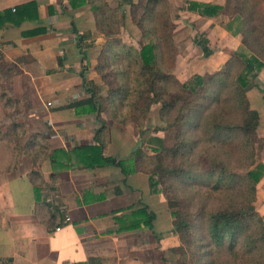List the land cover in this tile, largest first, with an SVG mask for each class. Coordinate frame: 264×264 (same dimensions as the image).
Listing matches in <instances>:
<instances>
[{
  "label": "trees",
  "instance_id": "trees-1",
  "mask_svg": "<svg viewBox=\"0 0 264 264\" xmlns=\"http://www.w3.org/2000/svg\"><path fill=\"white\" fill-rule=\"evenodd\" d=\"M186 2L187 5L179 9L213 18L227 15L225 29L234 36L240 35L241 44L232 51L223 69L211 75L195 74L182 82L172 72L177 51L173 38L176 23L171 18L168 0H117L116 5L109 0H70L72 7L91 5L98 31L111 37L106 48L111 42L118 40L116 37L121 30V20L126 16L127 4L147 39L140 41L141 48L134 54L138 64L135 88L131 89L126 82L120 81L119 71L110 69V57L105 48L94 68L108 85V93L102 95L99 85L84 77L83 86L88 96L64 106L81 108L86 113H97L100 126L96 130L95 143L69 148L50 144L47 145L48 151L44 159L50 161L53 180L64 170L104 166L118 167L124 175V183L127 176L135 172L146 173L151 192L164 195L174 216L172 232L178 234L181 240L180 245L170 248L181 255L176 264H205L200 255L219 254L222 250L236 258L245 257L249 264H264V216L255 208L257 185L264 178V162L258 161L256 157V143L264 141V138L258 134L260 113L252 107L248 96L249 90L258 86L252 78L264 68V0ZM6 13L15 15L11 10ZM149 22H155L154 31ZM73 25L78 32L75 22ZM44 30L36 28L27 33L38 34ZM21 61H9L0 50V100L6 98L7 102L22 104L23 100L12 94L14 77L23 72ZM235 66L237 70L232 71ZM215 87L218 89L217 93L214 92ZM209 97L218 98L228 109L225 113L212 111L203 115L199 123L202 133L210 141L222 143L229 149L237 148L242 157V171L230 167L226 160L207 152H202V159L205 160L202 171L196 172L191 168L192 163L187 153L193 139L185 126H194L205 105L204 101ZM118 101L130 106L128 114L122 119L118 117V108L113 109L112 113L109 111ZM156 105L161 106V114H170L168 127L174 128L177 136L174 143L166 145L162 137H152L148 139L152 154L144 151L142 143L127 158L106 154L111 134L109 126L99 118L100 113L110 112L109 115L124 122L129 118L142 132ZM3 135L0 136V171H11L22 163L24 155L28 153H23L15 143L10 142L8 132ZM30 160L37 165L32 157ZM38 177L42 178L40 172H31L36 197L41 200L44 183L43 180L38 183ZM198 179H213L210 187L216 192L233 187L240 192L241 198L218 209H208L205 205L192 207L191 199L180 195L177 183ZM119 191L118 188L117 192ZM49 205L52 206V202L49 201ZM155 217L156 213L143 205L131 215L119 216L117 231L141 228L142 225L154 230ZM199 221L206 223L202 235L197 232ZM155 235L158 260L167 264L169 260L166 249L162 246V236L157 233ZM209 246L214 248L208 249ZM98 261V258H90L87 263L79 264H97ZM216 262L218 260L209 264H217Z\"/></svg>",
  "mask_w": 264,
  "mask_h": 264
},
{
  "label": "crops",
  "instance_id": "crops-1",
  "mask_svg": "<svg viewBox=\"0 0 264 264\" xmlns=\"http://www.w3.org/2000/svg\"><path fill=\"white\" fill-rule=\"evenodd\" d=\"M8 10L15 15L6 13ZM94 20L89 4L72 7L70 0H0V50L9 61L22 59L23 72L14 77L12 94L30 100L35 120L40 119L36 112L44 113L52 127L48 129L51 135H45L54 147L95 143L100 126L97 113L64 107L88 96L84 77L99 84L93 57L102 37ZM36 28L45 30L27 33ZM224 34L238 38L225 28ZM239 40L220 50L229 57L240 46ZM255 82L258 86L249 94L257 90L263 98L260 107L251 105L260 113L258 134L264 138V68ZM256 151L258 161L264 162V141L257 144ZM105 152L119 156L109 149ZM44 161L34 165L23 160L11 171H0V264H79L90 258H98L97 264H163L157 262L155 233L162 236L164 248L172 246L167 241L179 239L172 232L166 198L151 192L147 174L135 172L124 183L118 167L104 166L64 170L53 180L50 161ZM32 171L42 175L38 177V183H44L41 200L36 197ZM143 205L156 213L154 230L142 225L118 232L117 218L131 215ZM256 205L264 216V178L257 186ZM135 248L153 254L142 258L134 254ZM125 256L129 263L124 262Z\"/></svg>",
  "mask_w": 264,
  "mask_h": 264
},
{
  "label": "rangeland",
  "instance_id": "rangeland-1",
  "mask_svg": "<svg viewBox=\"0 0 264 264\" xmlns=\"http://www.w3.org/2000/svg\"><path fill=\"white\" fill-rule=\"evenodd\" d=\"M109 1L114 5L117 4V0ZM186 1L187 0H168L171 18L176 23V27L173 31V38L177 51L172 72L182 82L188 80L195 74L211 75L213 72L223 69L225 63L227 62L226 60H228L230 56L228 57V53L225 54L221 51L220 46L228 45V47H232L235 46L239 39V41H241L240 35L237 36V39L229 37L228 34L223 35V29L228 21L227 15H221L213 18L202 16L191 10L179 9L182 6L187 5ZM202 1H216L218 3L225 2V0ZM126 10V16L121 20L120 33L116 37L118 40L111 42L108 48H106L105 45L111 37L103 35L96 27L98 34H100L102 38L99 39V44L95 50L93 63L94 66L98 63L101 53L106 48V53L110 57V69L114 72L119 71L120 81L126 82V85L133 89L137 85L136 76L138 73L137 59L134 54H136V51L141 48L140 41H145L147 37L135 22L134 17L131 14L129 4H127ZM93 15L95 18L94 12ZM149 24L154 31L155 22H149ZM91 66L93 69L92 63ZM236 70V66L232 68V71ZM94 71L96 72L95 68ZM258 74L259 72L252 78L254 80L253 82L258 79ZM97 75L99 78L98 85L101 88L100 90L102 95H106L109 90L108 85L102 80L100 74L97 73ZM62 88H65V86H62ZM213 89L214 92H218L216 87ZM256 91L257 90L251 92L250 94L248 92V96L250 101H252L251 103L258 108L261 106L263 98L260 97L257 93L258 91ZM46 97L47 96H45V98ZM6 100V98L0 100V136H4L3 133L8 132L10 134L9 137L11 138L10 142L15 143L16 147L20 148L22 152L25 151L28 153L25 154L22 159L25 163L27 162L28 164L30 162L31 164L30 158L32 157L37 165L41 163L43 164L48 151L47 145H50L48 140L49 137H47L51 135V133H48V131L51 132V130L48 129L52 128L50 123L44 120V113L41 111L36 112L38 113V116H40V119L36 118L35 120V115H32V111H34V109L32 110V107L30 106L31 102L27 99V97L22 99L23 102L21 105L9 101L7 102ZM204 102L205 105L201 108L197 120L195 118L196 123L194 126H185V129L188 128V134H190L193 139L191 146L188 147L189 150L187 153V157L192 163L191 168L196 172L202 171L203 165L205 164V160L202 159V152H207L210 155L226 160L230 167L242 171L243 169H240V166L242 165V157L238 149H229L222 143L221 145L216 143V141H210L207 139V135H203L202 128L199 125L203 115L212 111L225 113L228 106L225 103L221 104L218 98L209 97ZM121 103L122 101H118L112 109L109 110L112 113L113 109L118 108L117 114L120 119L124 118L130 109L129 105ZM47 104L48 107L52 106L51 102L50 104L49 102ZM160 108V105H156L153 108L150 115L151 117L146 120L142 132L141 128L135 122L129 120V118L126 122H124L123 120H119L117 117L109 115L111 114L110 112L100 113L99 118H101L110 128L111 138L106 149H109L110 153H119L120 158H127L131 155L133 149H135L139 143L143 144L144 151L147 154H152L151 147L148 145V139L152 137H162L166 145L174 143L177 136L176 130L168 127L170 114H161ZM260 142L256 143V147ZM155 143L156 141L154 140V144ZM212 180L213 179L207 181L200 179L197 181L188 180L183 183H177V187L180 195L191 199L192 207L195 208L199 205H205L208 209H218L220 206H224L241 198L240 192L235 191L236 189L233 187L228 190L218 192L214 191L210 187V181ZM238 188L240 189V187ZM255 208L257 210L256 202ZM169 212L173 219L172 221L174 222V216L172 215L170 208ZM205 228L206 223L199 221L197 232L202 235ZM174 234L179 240L172 242L167 241V243L172 245L168 248L166 246L167 244L164 245L166 246L165 248H167L166 256L169 260L167 264H176V262L179 261L178 259L181 258L180 254H176L170 250L171 247L181 244L179 235L176 233ZM139 240L140 238L137 237V241ZM213 248L214 247L209 246L208 249L212 250ZM134 254L139 257L141 255L143 256L142 258H144L152 255L153 253L140 251L135 248ZM200 256L202 258V263L205 262V264L212 263L213 260H218V262H216L217 264H249V262H246L247 259L245 257L239 256L236 258L230 256L225 250H222L219 254L206 253ZM156 258L157 257H155V259ZM129 261L130 260H128L125 256L124 262L129 263ZM157 262L162 263L159 260Z\"/></svg>",
  "mask_w": 264,
  "mask_h": 264
},
{
  "label": "built area",
  "instance_id": "built-area-1",
  "mask_svg": "<svg viewBox=\"0 0 264 264\" xmlns=\"http://www.w3.org/2000/svg\"><path fill=\"white\" fill-rule=\"evenodd\" d=\"M49 104H50V102H49ZM59 229V228H58Z\"/></svg>",
  "mask_w": 264,
  "mask_h": 264
}]
</instances>
